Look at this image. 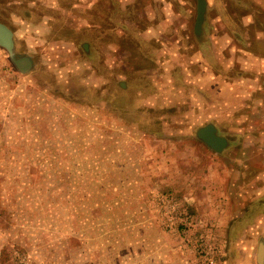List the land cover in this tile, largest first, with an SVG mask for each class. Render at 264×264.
<instances>
[{"label":"rangeland","instance_id":"obj_1","mask_svg":"<svg viewBox=\"0 0 264 264\" xmlns=\"http://www.w3.org/2000/svg\"><path fill=\"white\" fill-rule=\"evenodd\" d=\"M196 2L0 0V264H264V125L213 58L264 70V0Z\"/></svg>","mask_w":264,"mask_h":264},{"label":"crops","instance_id":"obj_2","mask_svg":"<svg viewBox=\"0 0 264 264\" xmlns=\"http://www.w3.org/2000/svg\"><path fill=\"white\" fill-rule=\"evenodd\" d=\"M206 4H207V2H206ZM260 5H262V4H260ZM206 11H207V8L205 9L204 18L206 15ZM204 18H203V21H204ZM203 21H202V23H203ZM201 30H202V24H201L200 31ZM262 31H263V29L259 25L255 29V33H259ZM263 34H262V37H261V33H260V35L259 34L254 35V40L252 41L254 47L261 50L262 52H264V35ZM214 37L216 39V41H214V45L217 47L220 46L223 43L222 36H219L216 33ZM222 46H223V44H222ZM221 48L222 47H220V49ZM231 53L232 52H230V54ZM228 57L229 56L224 55L223 52H219L218 48L215 49L214 57H213L214 60H217V61L221 60V64L219 63V65L221 67L220 70H218L217 72L214 73L215 77L216 76L221 77L220 78L221 80H218L217 83L219 84L220 87H222L221 88L222 90H224V88L230 89L231 102L233 101V98L235 100L231 107H234V108L246 107L247 109L248 108L252 109V110H250L251 113L249 111L247 112L248 118L250 116H252V119L250 118L252 124L253 125L255 124L254 116H255V113L257 112L256 115H259V117H261V119H262L261 123L264 125V70L261 72H258V73H255V72L250 73L249 70H246V71L241 70L238 66L235 67V65H233V64H231L230 68L224 67L222 61L228 60L227 59ZM231 57L235 59V57H233V54H232V56H230V58ZM259 57H263L261 59L264 60V54H261ZM206 59H209V58H207L205 52L203 50H201V48H199L197 52H194V54L190 55V57H189L190 64L193 66H196L195 62L200 60V61H198L199 62L198 64H199V67L201 69H207L206 63L204 64L203 62H201L202 60L205 61ZM235 60H238V59H235ZM190 70H191V68H190ZM244 79L246 81H244ZM245 82H246L247 86H245ZM217 83H216V85H217ZM241 85L245 86V87L242 86L243 89L245 88L244 92L242 90V87L240 89ZM234 92H236V95ZM233 93H234V95H233ZM241 93L243 94V97L239 96V95L242 96ZM257 94H259V96ZM219 97L221 99H224L221 95ZM260 114H261V116H260ZM208 123L213 124L214 122H208ZM216 130H217V128H216ZM217 134H218V132H217ZM263 134H264V131H263ZM227 145H228V140H227ZM210 150H212V149H210ZM212 151H214V150H212ZM215 153H220V152H215ZM259 202L264 204V200L259 201Z\"/></svg>","mask_w":264,"mask_h":264},{"label":"water","instance_id":"obj_3","mask_svg":"<svg viewBox=\"0 0 264 264\" xmlns=\"http://www.w3.org/2000/svg\"><path fill=\"white\" fill-rule=\"evenodd\" d=\"M196 17L194 21V33H200L201 24L204 18V13L206 9V0H196ZM13 35L12 31L0 21V46L4 47L14 64L19 68L20 71L26 72L30 67V59L27 57H13ZM216 127L212 123H207L203 126L197 128L195 135L202 141L206 146L215 152H221L227 146L226 137L217 134ZM262 248L260 246L258 258H261Z\"/></svg>","mask_w":264,"mask_h":264}]
</instances>
